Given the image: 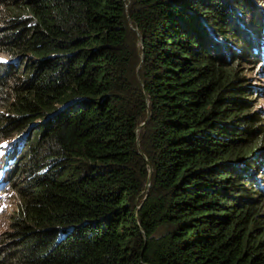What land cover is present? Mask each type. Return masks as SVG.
<instances>
[{
	"label": "trees",
	"instance_id": "1",
	"mask_svg": "<svg viewBox=\"0 0 264 264\" xmlns=\"http://www.w3.org/2000/svg\"><path fill=\"white\" fill-rule=\"evenodd\" d=\"M260 42L264 0H0V264H264Z\"/></svg>",
	"mask_w": 264,
	"mask_h": 264
},
{
	"label": "rangeland",
	"instance_id": "2",
	"mask_svg": "<svg viewBox=\"0 0 264 264\" xmlns=\"http://www.w3.org/2000/svg\"><path fill=\"white\" fill-rule=\"evenodd\" d=\"M5 59L4 56L0 57V61H4ZM256 73L257 70L254 71L253 75H256ZM258 82V85L264 86V83ZM257 106L264 109V98L260 99ZM12 149L13 147L7 141L0 140V238L9 227L10 218L8 216H11L16 203V196L13 195L12 187L9 183L10 173L8 170L11 164L8 161L11 160L10 152Z\"/></svg>",
	"mask_w": 264,
	"mask_h": 264
},
{
	"label": "bare ground",
	"instance_id": "3",
	"mask_svg": "<svg viewBox=\"0 0 264 264\" xmlns=\"http://www.w3.org/2000/svg\"><path fill=\"white\" fill-rule=\"evenodd\" d=\"M232 31V30H231ZM232 33L234 34V32L232 31ZM259 45H263L264 46V42H260L259 43ZM233 48V47H232ZM224 55V54H223ZM222 60V59H221ZM252 76V78L254 79V80H256L255 81V84H257L256 86H258L259 87V85H258V81H260L261 83H264L263 81H264V75L263 74H259V75H257V73H256V75H251ZM263 89H264V87H262ZM252 93V90L250 91V94ZM256 93H257V96L258 95H261L262 93H264V90L263 91H260V90H256ZM257 96H256V98H257ZM259 103V102H258ZM258 103H257V105H258ZM222 107H223V105H222ZM256 107H258V106H256ZM220 109V108H219ZM263 109V108H262ZM262 111V110H261ZM12 113V112H11ZM258 115V114H257ZM0 117H1V115H0ZM4 117V116H3ZM261 120V119H260ZM229 123V122H228ZM262 123V122H261ZM263 125V124H262ZM264 127V126H263ZM247 129V128H246ZM239 130V129H238ZM240 131V130H239ZM243 131V130H242ZM26 132V131H25ZM239 133V132H238ZM20 135V134H19ZM24 135V134H23ZM238 136V135H237ZM21 137L22 136H19L18 138L17 137H14V138H12V139H10L9 140V142L11 143V144H15V143H18L17 142V140L18 139H21ZM231 138H232V136H231ZM240 138V137H239ZM240 140V139H239ZM229 141V140H228ZM23 142H24V144L26 145L27 144V139H23ZM218 142V141H217ZM32 143V142H31ZM33 144H34V141H33ZM20 145V144H19ZM221 145V144H220ZM32 147V146H31ZM218 147V146H217ZM222 147V146H221ZM25 148V147H24ZM28 148H29V146H28ZM22 150H12V152H13V157H15V156H17L18 154H19V152H21ZM228 161V160H227ZM242 161V160H241ZM254 161V160H253ZM223 162V161H222ZM237 162V161H236ZM239 162V161H238ZM8 163L10 164L11 163V165H10V167L11 168H17L18 167V163L17 162H13L12 163V161L11 160H9L8 161ZM228 164V163H227ZM238 164V163H237ZM241 164V163H240ZM235 165V164H234ZM240 166V165H239ZM250 166V165H249ZM247 167V166H246ZM245 167V168H246ZM229 168V167H228ZM243 170V169H242ZM230 173V172H229ZM244 173V172H243ZM249 174V173H248ZM233 176V175H232ZM241 176V175H240ZM230 177V176H229ZM228 177V178H229ZM234 178V177H233ZM237 179V178H236ZM241 180V179H240ZM234 181V180H233ZM246 181V180H245ZM239 183V182H238ZM241 183V182H240ZM237 184V183H236ZM242 184V183H241ZM231 185V184H230ZM253 185V184H252ZM228 186V185H227ZM240 187V186H239ZM246 187V186H245ZM244 186H243V189L245 188ZM234 188V187H233ZM247 188H248V186H247ZM228 189V188H227ZM240 191V190H239ZM259 191V190H258ZM244 192V191H243ZM247 192V191H246ZM256 192H257V190H256ZM226 193V192H225ZM245 193V192H244ZM262 193V192H261ZM233 194V193H232ZM239 195V194H238ZM244 195V194H243ZM258 195V194H257ZM228 196V195H227ZM247 196V195H246ZM259 196V195H258ZM262 196V195H261ZM260 196V197H261ZM245 197V196H244ZM248 197V196H247ZM251 198V197H250ZM254 198V197H253ZM263 198V197H262ZM262 198H260V199H262ZM232 200H233V198H232ZM249 200V199H248ZM231 201V200H230ZM247 201V200H246ZM232 202V201H231ZM262 202V201H261ZM233 203V202H232ZM244 203V202H243ZM19 205V204H18ZM242 205V204H241ZM263 205H264V203H263ZM246 207L248 208V205H246ZM250 207V206H249ZM255 207V206H254ZM257 207V206H256ZM256 207H255V209H254V211H259V209H256ZM260 207V206H259ZM263 208H264V206H263ZM251 209V208H250ZM14 210V209H13ZM252 210V209H251ZM260 211H261V209H260ZM13 213V212H12ZM17 213V212H16ZM264 215V214H263ZM11 216H12V214H11ZM10 216V217H11ZM11 219V218H10ZM263 221H264V218L262 219ZM261 220V221H262ZM263 225H264V222H263ZM261 227V226H260ZM263 227V226H262ZM1 236V235H0ZM3 239H4V237H3V235H2V237L0 238V241L3 243L4 241H3ZM258 251H260L259 249H257ZM258 251L257 252H255V253H258ZM254 252V251H253ZM235 253V252H234ZM240 253V252H239ZM250 253V252H249ZM260 253V252H259ZM258 253V254H259ZM257 254V255H258ZM255 255V254H254ZM262 255V254H261ZM260 255V256H261ZM254 258V257H253Z\"/></svg>",
	"mask_w": 264,
	"mask_h": 264
}]
</instances>
